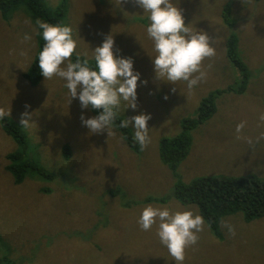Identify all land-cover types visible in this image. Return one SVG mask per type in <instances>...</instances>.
I'll return each mask as SVG.
<instances>
[{
    "label": "rangeland",
    "instance_id": "obj_1",
    "mask_svg": "<svg viewBox=\"0 0 264 264\" xmlns=\"http://www.w3.org/2000/svg\"><path fill=\"white\" fill-rule=\"evenodd\" d=\"M62 1L61 25L71 26L81 59L85 53L91 57L111 34L117 54L133 60L140 73L137 107L124 109L122 101L118 117L150 114L151 143L143 151L136 143L133 150L115 128L114 136L91 133L80 116L96 114L70 98L64 80H26L23 75L37 53L36 35L21 43L25 33L32 35L24 23L31 15L20 2L0 9V107L10 109L6 118L23 132L25 157L53 176L29 173L15 184L5 167L18 144L4 133L0 120V264H175L156 235L157 226L142 231L137 223L149 204L191 208L201 215L196 205L173 197L174 174L183 182L220 175L264 178V139L256 142L264 133L259 119L264 113V0H173L183 10L185 24L207 32L216 50L203 62L206 80L191 91L186 82L173 85L156 78L153 42L146 33L149 21L135 0L44 4L53 11ZM224 7L229 8L231 28L221 19ZM229 36L236 38L238 56L250 72L246 90L218 96L215 115L190 132L189 153L173 173L160 159V140L179 135L182 122L196 117L200 100L210 92L240 85V73L225 57ZM22 50L27 55H20ZM25 111L31 114L28 128L20 124ZM241 121L246 124L237 139L235 128ZM148 197L162 202H145ZM223 222L234 226V236ZM205 225L183 264H264V217L249 223L240 213L223 217L218 236Z\"/></svg>",
    "mask_w": 264,
    "mask_h": 264
},
{
    "label": "clouds",
    "instance_id": "obj_2",
    "mask_svg": "<svg viewBox=\"0 0 264 264\" xmlns=\"http://www.w3.org/2000/svg\"><path fill=\"white\" fill-rule=\"evenodd\" d=\"M147 14L149 24L146 27L147 37L153 42L154 57L151 58L157 79L166 80L175 85L186 82L191 91L199 83L206 80L207 71L203 62L216 55L212 46V37L204 30H198L185 24L183 10L173 0H135ZM24 23L31 28L32 35L25 33L21 43L32 40L33 35H40L44 41L42 50L38 54L40 74L45 80L58 77L65 81L70 98H78L81 109L91 108L99 114L85 119L81 114L82 124L93 134L107 132V136H114L113 125L121 112V102L124 109H136L138 81L140 73L134 70L131 57H121L119 49L115 47L114 36L108 34L101 45L92 50L91 57L76 52L78 42L73 38L71 26L52 24L37 18L34 22L25 19ZM10 50V54H12ZM76 55L75 62L72 56ZM20 55H27L22 50ZM94 60L95 67L90 64ZM209 69L211 64L207 66ZM141 83H146L141 81ZM173 92L176 88L172 89ZM167 97H165L166 99ZM70 102V100H69ZM25 105V109L29 108ZM10 116V109L0 107V120ZM150 114L141 113L130 118L121 119L119 128L126 129L130 125L133 139L143 151L151 143L147 122ZM264 122V113L259 116ZM20 124L24 128L32 125L31 114L21 113ZM246 122L236 125V138ZM123 139V137H122ZM264 139V133L256 142ZM248 143L252 144L251 138ZM142 231H149L157 226L156 235L160 243L168 250L175 264H183L186 250L195 246L199 241V233L204 231L205 220L191 208L174 210L168 206H145L137 221ZM229 235H235L234 226L222 223Z\"/></svg>",
    "mask_w": 264,
    "mask_h": 264
},
{
    "label": "trees",
    "instance_id": "obj_3",
    "mask_svg": "<svg viewBox=\"0 0 264 264\" xmlns=\"http://www.w3.org/2000/svg\"><path fill=\"white\" fill-rule=\"evenodd\" d=\"M18 2L23 3L27 7L33 22H35L37 18H40L52 24H61L63 20L65 12L64 1L52 11L44 4V0H0V9L5 11L8 6ZM221 19L228 28L232 27V23L229 19L228 7H224L221 11ZM36 41V57L28 71L23 75L31 84H36L43 77L40 74L38 66V54L42 50L44 41L40 35H36ZM225 46L226 59L241 75L240 85L237 88L230 87L225 90L210 92L200 100L196 117L182 122L179 135L160 140V159L173 173H175L179 163L185 159L189 153L191 146L190 132L202 123L209 121L215 115L218 96L226 92H233L237 95H241L246 90L250 79V72L245 63L238 56L236 38L229 36ZM75 59L76 57H73L72 61L75 62ZM90 64L93 68L95 67L94 62H90ZM91 110L94 114H99V111ZM120 120L121 119L117 117L113 128L120 133L128 147L135 150L136 142L133 139V133L129 128H119ZM1 127L4 133L18 144V150L7 155L6 159L8 165L5 167L6 171L13 177L15 184H21L29 173L41 177L53 178L51 174L44 172L25 157L27 151L25 138L18 125L5 117L1 120ZM173 176L176 179L173 197L178 199L181 203L196 205L208 227L217 236L219 235L218 222L223 217L240 213L245 223L264 217V178H258L256 174L235 177L227 175L203 176L192 179L189 182L180 181L177 174ZM146 201L158 200L148 197L145 202Z\"/></svg>",
    "mask_w": 264,
    "mask_h": 264
}]
</instances>
